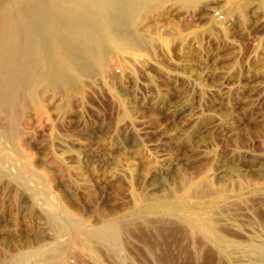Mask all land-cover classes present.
<instances>
[{
    "label": "rangeland",
    "instance_id": "obj_1",
    "mask_svg": "<svg viewBox=\"0 0 264 264\" xmlns=\"http://www.w3.org/2000/svg\"><path fill=\"white\" fill-rule=\"evenodd\" d=\"M155 8L143 45L0 112V264H264V0Z\"/></svg>",
    "mask_w": 264,
    "mask_h": 264
},
{
    "label": "bare ground",
    "instance_id": "obj_2",
    "mask_svg": "<svg viewBox=\"0 0 264 264\" xmlns=\"http://www.w3.org/2000/svg\"><path fill=\"white\" fill-rule=\"evenodd\" d=\"M164 1L166 0H0V112L5 116H16L18 114L17 112L20 107L19 105L21 100L24 99L23 97L25 95H33L34 97L38 91L37 88L40 87L43 91L46 87H53L65 91V89L75 87L76 84L80 82L79 78L81 75L89 72L91 73V71L98 66H104L105 58L108 57L107 54L111 50L129 46L138 47L141 45L143 42V34L134 27L135 23L139 21L144 12L146 13L148 10L152 11L153 8L159 6ZM169 1L181 2L183 4L190 5L196 0ZM145 39L146 38H144V40ZM39 98H41V96ZM23 108L24 107L22 105V109ZM16 140L17 139L15 138V141ZM7 153L9 154V152ZM23 154L24 153H22V155ZM3 171L5 172L6 170L4 169ZM205 190L203 192L204 194ZM186 193L188 194L189 190ZM209 193H207L208 196L210 195ZM212 193L214 194V192ZM146 199H148V197ZM158 203L159 202L150 205L159 206ZM219 217L221 216L216 217L214 220L219 219ZM191 219L193 227L209 236L218 246L222 247L225 242L228 241V239L209 222L195 217H192ZM206 219H208V217H206ZM66 220L67 219H65V221ZM214 220H212V222ZM164 224L166 225V223ZM221 225L224 224H220V226ZM107 231H110L109 233L111 234V237H114L116 234L115 226L110 227L108 225H105L96 233L99 235L103 234L104 237L105 232ZM160 231L157 230V232ZM162 237L164 238V236ZM251 246L252 248L261 250L264 255L263 244L251 243ZM187 247L189 248V246ZM45 257H47V255Z\"/></svg>",
    "mask_w": 264,
    "mask_h": 264
},
{
    "label": "built area",
    "instance_id": "obj_3",
    "mask_svg": "<svg viewBox=\"0 0 264 264\" xmlns=\"http://www.w3.org/2000/svg\"><path fill=\"white\" fill-rule=\"evenodd\" d=\"M214 15L217 17V18H223V14L219 11V10H215L214 11Z\"/></svg>",
    "mask_w": 264,
    "mask_h": 264
}]
</instances>
